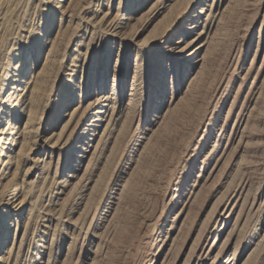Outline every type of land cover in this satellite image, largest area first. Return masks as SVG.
<instances>
[{"label":"rangeland","instance_id":"obj_1","mask_svg":"<svg viewBox=\"0 0 264 264\" xmlns=\"http://www.w3.org/2000/svg\"><path fill=\"white\" fill-rule=\"evenodd\" d=\"M0 264H264V0H0Z\"/></svg>","mask_w":264,"mask_h":264},{"label":"bare ground","instance_id":"obj_2","mask_svg":"<svg viewBox=\"0 0 264 264\" xmlns=\"http://www.w3.org/2000/svg\"><path fill=\"white\" fill-rule=\"evenodd\" d=\"M8 166V165H7Z\"/></svg>","mask_w":264,"mask_h":264}]
</instances>
